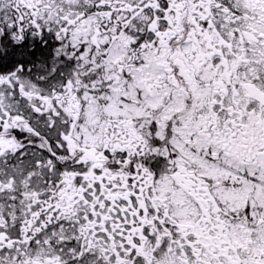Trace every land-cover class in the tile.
I'll return each instance as SVG.
<instances>
[{"label": "snow or ice", "instance_id": "6c2138e0", "mask_svg": "<svg viewBox=\"0 0 264 264\" xmlns=\"http://www.w3.org/2000/svg\"><path fill=\"white\" fill-rule=\"evenodd\" d=\"M0 264H264V0H0Z\"/></svg>", "mask_w": 264, "mask_h": 264}]
</instances>
